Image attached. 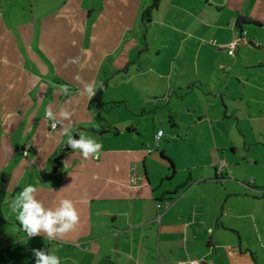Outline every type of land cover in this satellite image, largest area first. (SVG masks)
Instances as JSON below:
<instances>
[{"label": "crops", "instance_id": "crops-1", "mask_svg": "<svg viewBox=\"0 0 264 264\" xmlns=\"http://www.w3.org/2000/svg\"><path fill=\"white\" fill-rule=\"evenodd\" d=\"M163 2L144 18L149 0H0V175L8 179L0 264H35L33 249L55 254L60 264H264V186L254 181L248 188L232 178V162L220 160L226 150L237 149L227 134L230 127H216L223 111L235 115L239 131L253 130L251 122L258 121L264 128V0H165L170 9L175 6L176 26L159 17ZM238 17L259 25L243 24L246 43L229 54L240 35ZM152 20L167 25L178 42L172 56L195 68L189 80L179 77L176 88L197 85L210 93L207 107L178 109L191 117L189 127L201 129L205 115L212 131L207 162L184 165L180 174L170 157L175 172L156 164L128 121L110 123L115 129L102 134L91 129L95 124L89 131L82 125L89 120L84 86L108 82L105 66L108 72L125 71L129 82L141 73H150L154 85L165 79L156 65L142 71L132 59L141 50L140 25ZM187 39L190 45H184ZM231 83L237 87L233 95ZM61 85H67V94H61ZM163 90L146 94V100L155 94L166 100L168 82ZM124 100L125 95L115 101ZM49 107L57 115L61 109L72 113V134L90 133L102 145L98 158L64 150L67 137L60 125L51 128L45 118ZM61 149L57 181L53 156ZM28 184L45 208L71 200L79 218L75 228L57 239L43 233L28 237L8 203Z\"/></svg>", "mask_w": 264, "mask_h": 264}, {"label": "rangeland", "instance_id": "rangeland-1", "mask_svg": "<svg viewBox=\"0 0 264 264\" xmlns=\"http://www.w3.org/2000/svg\"><path fill=\"white\" fill-rule=\"evenodd\" d=\"M26 4V11H28L30 3ZM174 7L170 9V6L164 0L158 14L161 19L167 20L173 26H176L174 19L177 14H175ZM187 20L190 21L189 18ZM140 26V31H142L138 33L136 39L139 42L141 50L133 51L132 59L134 57L135 59L137 58V65L140 66L142 71L156 65V70L163 73L165 79L160 78V81H157L156 85H154L152 81H155V79L150 73H141L135 76L132 82H129L127 78H123V76H126L125 71L112 72L111 70V72H108L109 69L105 66L103 70L107 73L105 78H108V87L104 91L103 100L115 101L123 97V95L128 100H124L120 105L113 107L111 110L104 109L101 113L106 119L104 122L111 123V125L114 123L120 125L128 121L131 125L137 127L140 131L139 139L146 145V149L149 148L151 150L149 155L151 154L155 157L156 164L159 162L164 166L166 165V167H171L169 161L160 155V152L163 151L166 156L176 162L178 174H180L184 165H195L200 161L204 164L207 162L210 154L208 147L211 144L212 131L211 127L208 126L209 122L205 115L204 124L201 126V129L197 125L189 127L193 123L191 117L182 110L178 111V109L193 108L194 106L205 108L208 106L210 93L208 94L206 89L203 90V88L196 87L197 85H194L193 88H187L185 85L183 88H176L179 77L181 76L184 80H189L191 75L194 74L195 68L191 64L185 66V63L183 62V64L179 61V58L175 59L176 57L172 56L179 47H177L178 42L174 41V35H171L167 25L152 20L151 22H147L146 25ZM130 35L133 36V34ZM167 39L170 40L167 41ZM191 43L192 40L187 39L184 45H190ZM167 82L168 90H165L164 98L166 100L160 98L154 99V97H161L162 94H155L154 97L146 100V94L153 95L156 90H159V92L164 91L163 89L164 86H167ZM99 84L100 82L97 85ZM236 88V84L231 83L229 92L233 95ZM217 100L219 101L220 98L218 97ZM245 106H242V108L244 109ZM170 109L175 111L170 113ZM84 114L89 117V120H85V124L82 125L88 131V126L90 127V125L95 124L98 128L103 123L95 119L96 111L91 107L86 108ZM229 115V117L225 116L224 112L221 111L220 119L222 121L216 127L222 128L225 125V128L230 127L227 134L237 151L236 153H232L229 149L226 150L225 158L223 157L220 163L225 161L228 165V163L232 162L231 168L234 171L232 178L240 182V184L244 182L249 188V185L251 187L254 186L253 182L255 181L259 185L264 186V138L261 134L264 133L263 123L258 121L255 125L254 122H251L253 130L247 126L245 130L239 131L238 128H235V115ZM215 116L216 114L210 115V118ZM171 119L179 125L177 129L171 126ZM198 129L201 130L199 137H197ZM158 130L163 131L164 136L157 141L154 140V137ZM86 134H88V137L91 136L90 133ZM176 134H178L177 137L175 136ZM77 135L78 130H75L73 137L76 138ZM231 187L241 189V186L234 182H231ZM249 192L252 191L250 190ZM253 196H255L254 193ZM3 206L5 205L3 204Z\"/></svg>", "mask_w": 264, "mask_h": 264}, {"label": "clouds", "instance_id": "clouds-1", "mask_svg": "<svg viewBox=\"0 0 264 264\" xmlns=\"http://www.w3.org/2000/svg\"><path fill=\"white\" fill-rule=\"evenodd\" d=\"M68 62L74 63L75 59L70 58ZM98 88H102V84L89 83L84 86L89 100L96 94ZM68 91L67 85L60 86L61 94H67ZM71 116L72 113L66 109H61L58 115L54 114L51 107L45 110V118L52 121V127L60 125L61 134L67 137L66 145L72 150H79L85 159L90 156L98 158L102 145L83 134H79L78 139L74 138L71 131ZM65 121L68 123L65 124ZM36 192L35 186L25 185L19 194L8 202L10 211L15 214L16 220L28 237L43 233L49 239H57L75 228L79 218L71 200L61 199L57 207L45 208L42 202L36 199ZM32 251L35 264H60V259L55 254L37 249Z\"/></svg>", "mask_w": 264, "mask_h": 264}, {"label": "trees", "instance_id": "trees-1", "mask_svg": "<svg viewBox=\"0 0 264 264\" xmlns=\"http://www.w3.org/2000/svg\"><path fill=\"white\" fill-rule=\"evenodd\" d=\"M160 1L161 0H149V4L141 12V17H144V18L148 17V14L151 10H155L158 8ZM247 23H253V24L259 25V22L255 21V20H252L249 18H244V17H238L235 24H236V27L240 31V35H239V38L234 42L233 51L236 48L241 47L246 43L243 36H241V33H242L243 24H247ZM101 84H102V88H98L96 91V94L91 98V100H89V107L93 108L96 111L95 119L97 121L103 122V123H101V125L98 128L92 127L91 129L93 131L100 133V134L106 133L110 130L115 129L112 126H110L109 123L104 122L106 119L102 115L101 111L104 109L105 110H111L113 107L120 105V102H117V101H104L103 100V94H104L105 89L108 86V82H107V80H104L99 85H101ZM60 153L61 154L64 153V150L61 149ZM160 155L169 161L173 172H175L172 160L169 157H167L166 155H164V153L162 151L160 152ZM57 156L58 155H55L53 157L56 158ZM52 175L57 181L61 179V174H60L59 169L56 172H53ZM7 181H8L7 176L2 173L0 175V220L2 219L1 206H2L4 198H5V188H6Z\"/></svg>", "mask_w": 264, "mask_h": 264}, {"label": "built area", "instance_id": "built-area-1", "mask_svg": "<svg viewBox=\"0 0 264 264\" xmlns=\"http://www.w3.org/2000/svg\"><path fill=\"white\" fill-rule=\"evenodd\" d=\"M233 48H234V43H232L230 45L229 54H233ZM50 125H51V128H53L52 127V121H51ZM162 134H163V132L161 130H159L156 134V139L159 140V138L162 136ZM133 181L135 182V180H133ZM157 206H159V204H157ZM137 264H148V263L144 262V263H137ZM190 264H199V262L197 260H192V261H190Z\"/></svg>", "mask_w": 264, "mask_h": 264}, {"label": "water", "instance_id": "water-1", "mask_svg": "<svg viewBox=\"0 0 264 264\" xmlns=\"http://www.w3.org/2000/svg\"><path fill=\"white\" fill-rule=\"evenodd\" d=\"M76 139H78V138L76 137ZM69 149H71L69 146L64 148V150H69ZM62 156L63 155L60 154L56 158L53 159V167H52V171L53 172H56L58 170V168L60 166V160H61Z\"/></svg>", "mask_w": 264, "mask_h": 264}]
</instances>
